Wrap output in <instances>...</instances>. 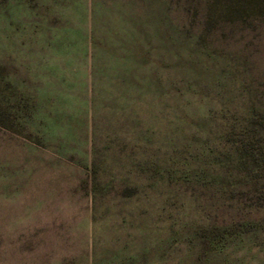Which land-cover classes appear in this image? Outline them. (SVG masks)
<instances>
[{"label":"rangeland","instance_id":"obj_1","mask_svg":"<svg viewBox=\"0 0 264 264\" xmlns=\"http://www.w3.org/2000/svg\"><path fill=\"white\" fill-rule=\"evenodd\" d=\"M0 264H264V0H0Z\"/></svg>","mask_w":264,"mask_h":264}]
</instances>
